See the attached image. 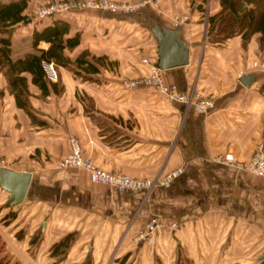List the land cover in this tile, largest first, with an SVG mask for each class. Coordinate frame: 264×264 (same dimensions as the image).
I'll return each instance as SVG.
<instances>
[{"label": "crops", "instance_id": "crops-1", "mask_svg": "<svg viewBox=\"0 0 264 264\" xmlns=\"http://www.w3.org/2000/svg\"><path fill=\"white\" fill-rule=\"evenodd\" d=\"M46 1L29 0L23 13ZM218 9V0H148L128 12L72 9L12 25V59L45 49L46 41L31 44V32L58 19L67 23L63 39L77 37L63 54L72 60L86 50L102 64L85 80L54 65L57 79L44 93L22 72L32 120L0 72V160L29 175L16 204L0 187V264H264V177L214 159L228 152L244 161L255 143L264 145V56L256 34L244 45L239 35L213 41L206 17ZM166 32L186 49V63L160 69L161 77L208 98L204 111L149 85H122L147 74ZM242 75L251 78L246 86ZM69 137L105 171L146 178L178 172L148 191L90 182L81 169L54 165ZM150 218L153 235L136 240ZM64 237V248H51Z\"/></svg>", "mask_w": 264, "mask_h": 264}, {"label": "trees", "instance_id": "trees-1", "mask_svg": "<svg viewBox=\"0 0 264 264\" xmlns=\"http://www.w3.org/2000/svg\"><path fill=\"white\" fill-rule=\"evenodd\" d=\"M29 0H0V72L3 75L8 91L12 94L16 107L23 109L33 119L27 102L26 72L30 76V82L36 85L41 92L46 91L47 80L42 68V61H50L53 65H59L70 70L81 80L89 79L86 74L94 73L96 65L102 64L100 57L89 54L86 50L79 51L70 60L63 54V48H71L77 43V37L63 39L67 31V23L62 20H52L49 25L40 31L32 30L30 40L35 46L36 41L48 42L45 49L33 48L21 57L10 58L9 35L12 25L18 21H24L27 15L23 13ZM47 3V2H46ZM218 11L206 17V31L214 35L217 44L225 39L239 35L242 45L253 35L256 45L264 48V0H218ZM56 83H50L52 91H56ZM264 87V83L261 85ZM79 100L83 102L82 96ZM68 237L54 243L51 248L59 250L67 245Z\"/></svg>", "mask_w": 264, "mask_h": 264}, {"label": "built area", "instance_id": "built-area-1", "mask_svg": "<svg viewBox=\"0 0 264 264\" xmlns=\"http://www.w3.org/2000/svg\"><path fill=\"white\" fill-rule=\"evenodd\" d=\"M148 0H143L141 3L132 5L136 7ZM95 8V9H110L117 8L118 4L112 3L109 0H92V1H52L47 2L34 11V15L37 18L51 16L61 11H67L80 8ZM121 10V9H119ZM129 10V9H127ZM122 11V10H121ZM147 74L134 78H127L122 80V85L126 88H132L139 84L152 86L158 93L163 95L166 99L172 101H179L186 105H191L197 111H204L210 106V101L206 98L193 96V94H184L177 90L175 85L167 84L163 81L160 69L156 67V62L147 61ZM42 68L44 70L47 80L53 82L56 81L57 75L54 65L50 61H42ZM69 149L68 152L62 157L58 158L54 165L56 167H76L85 172L87 179L90 182L99 183L108 187L128 191L136 192L139 190L148 191L154 185H167L172 177H174L178 169H173L167 173L156 175L151 179L131 177L122 173L105 171L99 167H96L92 162L83 156L80 145L74 137H69ZM215 161L229 165L238 169L247 171L254 176L264 177V145L262 142L255 143L252 148L249 157L244 160L236 159L231 153H222L214 158ZM0 167L2 162L0 160ZM156 229V220L154 218L148 219L140 228L135 239L140 240L143 238H151L154 230ZM264 239V233L262 235Z\"/></svg>", "mask_w": 264, "mask_h": 264}, {"label": "water", "instance_id": "water-1", "mask_svg": "<svg viewBox=\"0 0 264 264\" xmlns=\"http://www.w3.org/2000/svg\"><path fill=\"white\" fill-rule=\"evenodd\" d=\"M158 57L156 59V67L163 69L166 67L183 65L186 63V49L179 46L174 39V35L166 32L158 35ZM168 54V55H167ZM170 58H175L174 60ZM251 78L242 75L238 81L243 85H248ZM29 175L24 172H16L0 167V187L8 192L7 203L10 205L18 203L24 193Z\"/></svg>", "mask_w": 264, "mask_h": 264}, {"label": "rangeland", "instance_id": "rangeland-1", "mask_svg": "<svg viewBox=\"0 0 264 264\" xmlns=\"http://www.w3.org/2000/svg\"><path fill=\"white\" fill-rule=\"evenodd\" d=\"M52 1H60V0H48V2H52ZM64 1H70V0H64ZM71 1H92V0H71ZM110 1V0H109ZM47 2V1H46ZM112 3H116L118 4V7L117 8H113L112 11H124V12H128L132 9V5L134 4H138V3H141V1H138V0H128V1H111ZM38 6H28L25 11H26V15H27V18L28 20H30V18H34V11L35 9L37 8ZM85 8H89V7H85ZM81 9V8H80ZM95 9V8H93ZM106 9V8H104ZM121 9V10H119ZM129 9V10H127ZM108 10V9H106ZM110 10V9H109ZM32 20V19H31ZM20 50V49H18ZM256 51L257 52H260L262 56H264V48H259L257 45H256ZM208 100V98H206ZM159 175V174H157ZM155 177V176H154ZM138 178H146V177H138ZM153 178V177H152ZM146 179H151V178H146ZM155 231V230H154Z\"/></svg>", "mask_w": 264, "mask_h": 264}]
</instances>
